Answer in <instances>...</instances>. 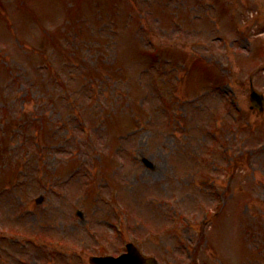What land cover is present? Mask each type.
Masks as SVG:
<instances>
[{
    "label": "rangeland",
    "instance_id": "rangeland-1",
    "mask_svg": "<svg viewBox=\"0 0 264 264\" xmlns=\"http://www.w3.org/2000/svg\"><path fill=\"white\" fill-rule=\"evenodd\" d=\"M151 37L156 45H146ZM156 46L174 59L163 75ZM48 61L53 71L39 67ZM13 73L24 76L10 84ZM214 75H226L217 87ZM251 82L264 93V0H0V130L3 124L11 134L20 130L15 116L38 118L12 142L10 135L0 139V191L9 187L0 193V234L67 239L70 260L79 264L78 254L107 236L109 252L122 250L104 219L116 225L127 217L125 235L143 236L148 225L143 251L163 264H264V152L253 149L264 112L250 107ZM232 96L243 107V136L252 146L244 147L239 178L226 185L223 203L182 185L199 168L190 153L206 152L211 138L204 129ZM142 156L155 166L146 167ZM175 156L182 179L171 171ZM37 164L45 188L34 178ZM165 199L170 204L160 207ZM200 200L209 211L206 224L198 214L194 232L182 225L157 232L172 223L162 213L178 209L171 203L187 213ZM14 242L1 237L4 264L43 258Z\"/></svg>",
    "mask_w": 264,
    "mask_h": 264
},
{
    "label": "water",
    "instance_id": "water-1",
    "mask_svg": "<svg viewBox=\"0 0 264 264\" xmlns=\"http://www.w3.org/2000/svg\"><path fill=\"white\" fill-rule=\"evenodd\" d=\"M94 261L98 264H157L153 258H144L132 248L129 253L124 254L117 259L107 257Z\"/></svg>",
    "mask_w": 264,
    "mask_h": 264
}]
</instances>
